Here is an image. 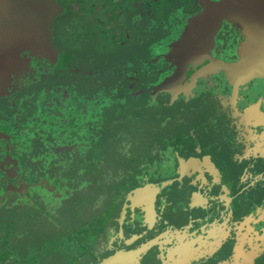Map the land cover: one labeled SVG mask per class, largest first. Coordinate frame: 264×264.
Returning a JSON list of instances; mask_svg holds the SVG:
<instances>
[{"label": "flooded vegetation", "instance_id": "flooded-vegetation-1", "mask_svg": "<svg viewBox=\"0 0 264 264\" xmlns=\"http://www.w3.org/2000/svg\"><path fill=\"white\" fill-rule=\"evenodd\" d=\"M55 1L60 12L50 28L54 56L60 45V38L54 30L58 15L63 11L59 0ZM226 1L172 0L167 8L166 3L160 0H141L133 9L120 4L112 15L105 11L103 5H98L93 11L87 8L83 20L88 27L95 22H110L108 28L114 30L117 39H134V47L142 45L149 55L144 65L124 67V73H120L121 81L128 84L129 94L117 100L127 104L133 97L151 94L153 100L145 96L146 107L151 108L155 101V106L163 104L165 108L157 116V120L163 121L160 130L164 126L172 128L163 132L160 138L165 143L161 145L157 142L159 139L153 140L152 124V132L148 131L146 116L129 114L126 122L123 116L117 117L116 122H122L120 125L123 128L116 135L123 134L130 139V154L136 151L134 145L143 144L147 150H155V158L141 161L139 174L132 181L139 186L121 197L120 211L100 232L99 243L107 252L101 254L99 264L118 251H136L155 239H158L156 243L131 264H264V78L235 85L224 71L201 74L203 63L184 61V56L192 52L210 54L215 60L227 64L240 60L250 41L252 27L247 21L248 1L228 0L233 7H230L227 16H215L211 7ZM85 30L79 25L80 32L86 33ZM92 35L95 37L94 33ZM125 41L120 40L119 43L124 44ZM176 43L184 46L175 49ZM156 48L161 50L153 54ZM174 54L177 57L172 59ZM21 56L24 59L30 57L29 71L12 75L6 87L7 93L0 90V102L13 110L11 106L17 108V103L21 101L26 107L35 101L34 104L39 107L36 118L41 120H37L40 123L44 113L61 115L60 106L67 112L70 100L74 99L65 94L54 100L59 89L52 90L51 80H48L49 88L44 89V93H41V87L38 91L29 89L35 77L46 69L48 77L54 78L60 69L58 64L50 68L44 56L34 58L27 50ZM99 73L103 74L104 69H100ZM81 76L90 83L86 95L82 97L86 103L92 100L99 105L105 100L104 75L96 76L85 70ZM31 83L29 88L24 89ZM38 84L41 85V81L35 82L32 87ZM163 84L165 91L154 95L155 87ZM93 91L96 96H91ZM43 101L47 109L42 107ZM71 115L52 122L48 134L56 136L58 130H62L59 127L62 124L70 125L71 129L74 118ZM201 115L205 116V123L195 130V118ZM7 118H1L0 123ZM219 122L220 125H215ZM10 125L0 124V204L5 205L9 199L29 198L28 201L36 205L28 193L40 187L54 196L55 191L66 192L69 189L67 185L65 187L68 178H56L54 172L58 168L51 167L54 159L51 164H45L42 176L35 174L36 170L30 165L32 160L28 157L29 152L33 154V146L30 140L26 141L27 145L20 140V137L28 135L29 129L12 127L18 135L17 140H13L8 129ZM39 127L38 133L39 129L43 130L42 126ZM85 129L88 130V124ZM123 130L128 134L122 133ZM53 140L55 154L70 146L68 136L59 135ZM51 145L45 142L44 146L48 148ZM47 170L51 172L46 174ZM103 178L108 185H114L120 182L121 176ZM54 187L56 189L52 192L50 189ZM146 187L151 192L144 197L132 194L135 205L128 200L131 192ZM149 203L152 214L146 210ZM7 208L6 205L0 206V211ZM124 209L126 214L123 218ZM84 212H81L83 221L87 219ZM97 212L101 214V219L108 218L107 213ZM54 223L57 225V220L54 219ZM108 237L109 240L115 238L116 250L110 249L109 244L104 245Z\"/></svg>", "mask_w": 264, "mask_h": 264}, {"label": "trees", "instance_id": "trees-1", "mask_svg": "<svg viewBox=\"0 0 264 264\" xmlns=\"http://www.w3.org/2000/svg\"><path fill=\"white\" fill-rule=\"evenodd\" d=\"M140 1L141 0H59V3L63 6V11L58 15L59 19L57 18L58 22L54 31H56V34L60 38V45L57 46V52L53 58L51 56L44 58H46V62L49 64L48 66H50V68L53 67L55 63L58 64L57 66L60 69L57 71V73L59 75L58 77L60 78L58 80H56L55 78L51 79V77H48V71L46 69L42 74L39 75L41 77H35L34 83L40 81L41 79H46L44 81L47 82H44L43 80L41 81V84L43 86V88L41 87V93H44V89L49 88L48 80L55 82L58 81L59 84H52V90L59 89L55 95L54 100H56L57 98H62L65 94H69V96H72V99L74 100H70L67 107V112L65 109H63L62 106L59 107V110H61V115L59 114L58 116H56L54 114L48 115L44 113L45 116L43 114L41 117L43 118L42 124L44 125L43 128L49 130L52 122L58 121V118L60 117H65L72 114L71 117L73 116L74 118L71 120L72 127L70 129V132L67 131L70 128V125L66 126L62 124L61 126H59L62 130H58V134H56V136H53L52 134V137L54 139L59 135H62L63 137L68 136L69 143H72L75 139H78V142H80L81 140L83 141L84 139H87L89 137L97 136V139H92V150L95 151L96 155L93 156L92 159H88L89 164L87 163L86 167L83 163L84 161L80 160V162H82V164L84 165L86 173L91 175L93 174V172H97L98 170H100L102 165L105 166V169L102 168L100 179H98L100 183H104L100 184L101 186H98L97 189L99 192L93 193V196L88 194V196H92L94 198L92 203H79L77 210L82 211L61 212V218L58 219L57 223L63 229L68 228L67 232L58 231L62 233L61 235H57V232L55 231L44 230L40 228V226H38L39 222L38 220H36V218L39 217L38 211L36 212L33 210H29L28 208L22 209L20 211L17 209L7 208L4 211H0V215L5 214V216L0 219V234L4 232L8 233L6 237L0 235V264H53L52 261H40L39 258H41L42 256H49V258L52 257L53 259V257H59L61 254L64 255L68 246L66 244H86V238H88L89 243L91 241L95 243L97 242L99 234L102 229H104V226L106 224H109V222L112 221V219L115 217V214L120 211L119 202L121 197H125L128 192H130L136 186H139L136 185L137 183L134 184L130 181L134 178V176L139 174L140 165H142L141 161L147 160V153L148 155L152 156L153 159L155 158V155H153V153L155 152L154 149L147 150L146 148H144L140 150V152L136 150L134 151V153H132L136 154L135 159L132 160L128 159V155L122 154L121 150H119L118 147H115L111 148L109 151H105L104 153L106 155V158L114 154L124 156L122 161L117 163L118 168L109 166L106 163L105 165L103 164L106 158L104 160H101L98 157L100 150V148L98 150V145L100 143H106L107 141L104 142L100 140L99 136L101 134H103L106 140H109L110 137L111 139L116 137L117 140L115 138L114 143H116L120 147L124 142H129L125 140L124 137H122L123 134L116 135V132L120 131L123 128L121 125L119 127L120 130H117L116 132H114L112 129V126L115 125V123L111 122V118L116 114H119V116L123 117L129 116V114H134L137 116L141 115L142 117H145V112L151 111V117L153 121L152 129L154 135L153 140L159 139V141L157 142L161 145L165 143L160 138L163 136V130H160L161 120H157L158 114L165 111L163 104L157 107L154 104L156 102L153 101V105L151 108L146 107L147 102L145 98L147 97L148 100H153L151 94L149 93L140 97L137 96L135 99L133 97L127 104L123 101L117 100L120 97L124 98L123 96H125V94H129L128 84L121 81L122 77L120 73L124 71L125 66L127 68H133V65L135 64L136 66L144 65L148 61V53L142 48V45L140 44L134 47V39H128L127 41H125L121 37L117 39L114 30L108 28L110 22L100 21L101 24L99 22H95L93 26L88 27L83 20L85 14L87 13L88 7L93 11V9L98 5H103L105 7V11L108 14L112 15L115 13L116 8L120 4L123 5L122 7L130 6V8L133 9L136 4H139L138 2ZM160 1L163 4L166 3L167 8H169V3L172 0ZM152 3L155 4V2ZM79 25H81L82 28L84 26V29H86L85 31L87 32H80ZM92 33L95 34V37H93ZM120 40L125 41V43L120 44ZM53 50L54 47H52V51ZM100 69H104L103 74H101L102 72L98 74ZM85 70L96 74V76L104 75L106 81L103 88V94L105 98L104 106H102L101 103H99V105L95 104L92 100H89L86 103V100L82 97L83 95H86V89L89 87L88 85H90V83L84 81L85 77L83 78V76H81L82 72H84ZM72 73L78 74L73 75ZM63 77L66 78L64 79ZM43 82L47 85H45ZM96 95L97 94L94 91L91 94V96ZM76 99L77 101H75ZM34 103L29 105L28 107L23 106L21 111L14 112V120L12 122L13 125H11L12 127L18 126L19 130L29 129V124L39 120L38 118H36L39 115V107H37V105H35ZM117 104L119 105V107L116 109ZM65 105H67V103H65ZM6 109L7 107H5L2 102H0V120L1 118H4L3 112ZM99 113L102 115V117L98 121L97 125L96 123H93L91 121L96 117L94 115H98ZM82 120H87V122L82 124L80 123V121ZM88 123V130H85V127ZM136 126L139 127V125H134V127ZM122 133H124V131H122ZM125 134H128V132ZM52 137L50 136L51 140H53ZM79 138L81 139L79 140ZM153 143H155V141H153ZM106 147L107 143L106 146L101 150L104 151ZM136 163L138 164L136 165ZM84 168L82 167V170ZM72 172L77 174L76 169L72 168L69 175H73ZM106 176L113 178L121 176L120 182L115 183L120 185L119 191H116L115 193H113V191L109 192L108 187L114 186L115 184L108 185L106 183V180L103 178ZM70 177L68 176L66 178ZM54 189H56V187H54ZM95 189L94 191L96 192ZM86 196V194L79 195L78 197H76V200ZM101 196H106L104 209L107 211L105 213H107L108 218L105 220L103 219L102 221L100 217L101 214L99 215L97 213L93 214L92 216L88 215L87 219L83 221L81 218V213H78L86 211L87 208L91 207V205L94 204ZM73 200H75V198ZM69 204H71V200H69L64 206L67 207ZM68 213L71 214V216H69ZM101 225H103V227L99 232L96 230V228H99V226ZM17 226L19 227L18 231ZM17 234H20L21 238L17 239ZM74 234L75 236H77L75 237ZM71 235L74 236V239L73 237H71ZM91 235H94L95 237H92ZM83 237L85 238L82 239ZM11 238L13 239V242H10ZM93 248L94 247H90V250H93ZM79 255H81L80 257L84 256L83 258H86V256L82 252L80 254H77L75 258L79 257ZM11 257L12 259H9ZM2 261L3 263H1ZM99 262L100 261L95 256L94 263L88 261L87 264H99ZM57 264L67 263L66 260H62Z\"/></svg>", "mask_w": 264, "mask_h": 264}, {"label": "rangeland", "instance_id": "rangeland-1", "mask_svg": "<svg viewBox=\"0 0 264 264\" xmlns=\"http://www.w3.org/2000/svg\"><path fill=\"white\" fill-rule=\"evenodd\" d=\"M154 7L157 8V5L154 4ZM171 38H172V36L169 37L168 39H171ZM159 50H161V49H158V50H157V48L155 50L153 49V51H154L153 54H156V52H158ZM48 55H49L48 57L54 56L52 50L49 51ZM32 57H34V56H32ZM44 59H46V58H44ZM25 61H26L27 65L26 66L24 65L22 69H23V71L24 70L29 71L28 65L30 62V57L26 56ZM55 75L56 76H54V78L56 80H58L60 78V77H58L59 75L58 74H55ZM39 77H41V76H39ZM63 78L65 79L66 77H63ZM40 81H42V79ZM44 82H47V81H44ZM54 83L57 84L58 81H56V82L52 81L51 85ZM32 84L33 83H31L28 86H25L24 89L29 88ZM44 84L47 85L46 83H44ZM32 86L29 89H34L35 91L40 90V87L43 88L42 84L41 85L40 84L35 85V87H32ZM154 95H157V94H154ZM43 102L42 103L45 106L46 102L45 101H43ZM104 104H105V100H103V102H101L102 106H104ZM17 105H18L17 108H15V106H11V108H13V110H11L9 106H7V109L3 112V114H4V117H8V118L5 119L6 121H3L1 124H3V125L5 124L7 126H8V124L13 125V123L10 120H14L13 119L14 112L21 111L22 106H23V101L17 103ZM43 105H42V107H43ZM195 106H198V103H195ZM118 107H119V105L117 104L116 109ZM44 108L47 109V105ZM43 112H44V109H43ZM145 113H146V123L149 124L148 131L152 132L151 131V124H153L152 117H151L152 115H150V112H147V111ZM94 116H96V117L94 119H92L91 122L96 123L98 125V121L100 120L102 115L99 113L98 115L96 114ZM117 117H119V114H116L114 116V118H111V122L115 123V125L112 126V129L114 132H116L117 130H120L119 127H120V124L122 123V122L121 123L116 122ZM204 117H205L204 115H201V116L195 118L197 120L196 125H193V126H197L196 128H194L195 130H199L201 127H203V125L205 123V121L203 119ZM123 119H124V122H126L128 118L123 117ZM213 120H214V118H213ZM40 121H36L34 123L29 124L30 128L28 131V135H24V138H23V136L20 137V140L24 141L23 143L25 145L29 144V143H26V141L30 140V142L33 146V150H34L33 154L32 153L30 154V152L28 153V157L32 160L30 165L33 166L34 171L36 170L35 174H40V176H42L41 172L44 171L43 167L45 166V164H47V165H48V163L51 164L52 160L54 159L53 161L56 164L52 163L51 167L56 166V168H58V170H56L54 172L56 174L57 179L62 178V176L63 177L72 176V177L68 178L67 183L65 184V187L67 185V187L69 189H66V192L61 191V192L57 193L55 191L54 192L55 196H54V194H50L49 191H48L49 193L46 192L44 190V188H41L39 186L40 188H38L36 191L30 190L28 193L30 199H33V201L36 202V205H33L30 201H28L29 198H26V199L16 198L14 200L9 199L5 205H6V207H8L10 209H17L19 211L22 210V208L23 209L28 208L29 210H33L36 212L38 211L40 213L39 217L36 218V220H38V222H39L38 226H40V228H42L44 230L55 231V232H57L56 233L57 235H61L62 233L58 232V231L67 232L68 228L63 229V228H61L60 225H58V223L56 225L54 223V219L57 220V222H58V219L61 218L60 211L61 212L62 211H82V210H77L79 203L80 204H85V203L88 204L89 202H91V203L93 202L94 198L92 196H93V193L99 192L97 188L100 185V181H98V179H100V174L102 173V168L105 169V166L102 165L100 170H98L97 172L96 171L93 172V174L91 175V174L86 173V169L83 167L82 162H80V160L84 161L83 163L85 164V167H86L87 163L89 164L88 159H92L93 156L96 155L95 151L92 150V146H93L92 145V139L93 138L97 139L98 138L97 136L93 135L94 137H89L87 139H84L83 141L81 140L80 142H78V139H75L74 142L71 141L72 143H69L70 146H68V148H64L63 151H59V153H57L58 154L57 155V154H55V151H54V149L56 147L54 145V140H51L50 134H48V131H50V130L46 131V129L43 128L44 125L42 123H40ZM86 122H87V120L80 121V123H82V124L86 123ZM100 123H101V121H100ZM161 124H163V121H161ZM220 124L221 123L219 122V123H216L215 125L218 126ZM11 125L8 127L9 133L11 134L13 140H15V139L17 140L18 135H17L16 131L12 128ZM39 126H42L41 128L44 129V130L39 129L40 130L39 131L40 136H39V133L37 130V128H40ZM88 127H89V123H88ZM166 129H172V128L171 127L167 128V126H164L162 132L166 131ZM67 131L70 132V129H68ZM126 132H128V131H124V133H126ZM36 133H38V134H36ZM82 133H83V131H82ZM118 133H120V132L117 131L116 134H118ZM122 137H124V139L127 141L129 140V138H127L126 135H123ZM122 137H121V139H122ZM99 138L101 141H104V142L107 141L106 142L107 147L105 148L104 151H102L101 149L104 148V145H106V143L105 144L100 143L98 145L99 146L98 150L100 148L98 157L101 160H104L106 158V155L104 153L105 151H109L111 148H115V147H118L119 150H121L122 154L128 155V159H132V160L135 159L136 154H130L131 143H129V142L125 143L124 142V144H122V146L119 147L116 143H114L116 137L112 138V139H111V137L110 138L108 137L109 140H106L102 134L99 136ZM80 139L81 138H79V140ZM116 140H117V138H116ZM44 141L51 143L52 144L51 147L49 146L47 148L46 146H44L45 145ZM217 141L220 142L221 139L218 137ZM71 146H74V148ZM75 148L77 150H75V152H73L74 151L73 149H75ZM133 148H134V150H138V152H140V150L144 149V145L143 144H136V145H134ZM62 155H64L63 158H57L58 156L61 157ZM123 157H124L123 155L114 154L110 157H107L104 160L103 164L105 165V163H106L109 166H113V167L118 168L117 163L122 161ZM150 158L153 159V157L148 155V153H147V159H150ZM63 160H65V162H63ZM28 161H29V159H28ZM137 164L138 163H136V165ZM51 167H50V169H51ZM82 167L84 168L83 170H82ZM72 168L76 169L77 174L72 172L73 175H69ZM51 170L54 171V168H52ZM51 170L45 171L46 174L50 173ZM56 178H53V179L55 180ZM132 181H133V179L130 182H132ZM57 183H59V182H57ZM59 186H60V184H59ZM93 186H94V188H93ZM92 188H93V191H92ZM119 188H120V185L115 184L114 186L108 187V190H109V192L113 191V193H115L116 191H119ZM94 189L96 190V192L94 191ZM50 190L52 191L55 189L51 188ZM82 194H86L87 196L83 197V198H79L78 200H76L77 199L76 197H78L79 195H82ZM88 194H90L92 196H88ZM74 198H75V200H73ZM105 199H106L105 197L103 199V196L99 197L97 199V201L91 205V207L87 208L86 212H84V215L87 217V215L92 216L93 214H97L98 213L97 211L107 212L105 209L101 210ZM69 200H71V204H69L67 207H65L64 205H66ZM5 205L2 203L0 204L1 208L4 207ZM58 212H59V214H58ZM80 213L81 212H79L78 214H80ZM4 216H5V214L0 215V219H2ZM51 218H53V219H51ZM83 219H85V218H83ZM102 221H103V219H102ZM83 227H85V226H83ZM102 227H103V225L99 226V228H96V230L100 232ZM18 230H19V227L17 226V231ZM78 231H80V230H78ZM0 235H2L3 237H6L8 235V233L4 232ZM74 236H75V234H74ZM74 236L71 235V237H73V239H74ZM92 237H95V236L93 235ZM18 238H21L20 234H17V239ZM84 238L85 237H83L82 239H84ZM85 240H87L86 244H83V243H81V245H77V244L72 245L71 243L66 244L68 246L66 248L64 255L61 254L59 257H55V258L53 257V259H52V257L49 258V256H47V257L42 256L39 259H40V261L42 260V261H46V262L52 261L53 264H57L59 261H62V260H66L67 264H87L88 261L91 263H94L95 256H96L97 259L100 261L101 257H102L101 254L107 252L105 250V248L101 247L102 245H100L99 240L96 243L93 241H91L89 243L88 238H86ZM10 242H13L12 238H11ZM74 242H76V241H74ZM104 242H105L104 245L107 246V244H109V248L113 249V251L117 249L115 247V238H111L109 240V237H108L107 240H105ZM0 247H1V245H0ZM90 247H94L93 250H90ZM84 248H85V250H84ZM81 252L86 256V258H83L84 256L80 257L81 255H79V257L75 258L77 256V254H80ZM98 256H100V257L98 258ZM9 259H12V257ZM1 263H3V261ZM49 264H51V263H49ZM135 264H138V263H135Z\"/></svg>", "mask_w": 264, "mask_h": 264}, {"label": "water", "instance_id": "water-1", "mask_svg": "<svg viewBox=\"0 0 264 264\" xmlns=\"http://www.w3.org/2000/svg\"><path fill=\"white\" fill-rule=\"evenodd\" d=\"M229 1L212 6V13L217 17L227 16L230 7H233ZM233 1L238 2L239 0ZM247 1V21L252 26L249 33L250 41L245 46L238 62L227 64L215 60L210 54L197 52L185 55L184 61L186 63L196 61L195 64L203 63L201 74H216L224 71L235 85L255 78H264V0ZM59 12L60 7L55 0H0V90L7 93L6 87L12 75H18L23 71V66L27 65L21 56L23 51H30L35 57L49 56L48 53L52 50L51 23ZM181 45L184 46V44L176 43L175 49ZM174 57L176 58L177 54H174L172 59H175ZM164 89V84L155 87V94L165 91ZM148 188L134 190L128 195V200L135 205L132 194L144 197L147 192H151ZM146 210L152 214L150 203ZM125 214L124 209L123 218ZM157 240L143 244L136 251H118L100 264H131L132 261H137L145 254ZM131 242L132 240L128 241V244Z\"/></svg>", "mask_w": 264, "mask_h": 264}]
</instances>
